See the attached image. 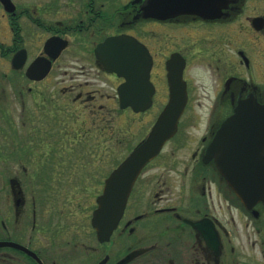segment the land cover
<instances>
[{
  "label": "flooded vegetation",
  "instance_id": "1",
  "mask_svg": "<svg viewBox=\"0 0 264 264\" xmlns=\"http://www.w3.org/2000/svg\"><path fill=\"white\" fill-rule=\"evenodd\" d=\"M154 1L0 0V242L8 243L0 264H264V201L243 205L216 167L219 153L206 155L238 108L264 107V0H206L200 14L146 15ZM120 37L142 45L150 61L144 112L119 109L125 80L97 57ZM105 80L112 94L98 86ZM174 81L185 96L176 132L140 172L116 228L99 241L91 215L122 160L93 195L89 235L75 238L73 218L59 223L62 182L95 161L91 149H119L116 117L154 103L161 111ZM12 117L26 130L21 143L11 140Z\"/></svg>",
  "mask_w": 264,
  "mask_h": 264
},
{
  "label": "water",
  "instance_id": "2",
  "mask_svg": "<svg viewBox=\"0 0 264 264\" xmlns=\"http://www.w3.org/2000/svg\"><path fill=\"white\" fill-rule=\"evenodd\" d=\"M201 1L175 0L170 5L150 2L144 12L154 17L168 15V9L183 13L200 14ZM138 46L132 60L131 47ZM130 48V49H129ZM133 54V55H134ZM97 57L105 69L124 78L117 89L119 109L131 108L140 113L152 104L148 73L150 61L142 45L130 43L125 37L111 38L97 49ZM169 101L156 117L146 137L118 164L104 181L101 194L96 198V208L91 215V226L99 241L109 238L124 211L130 191L142 169L162 150L164 144L175 134L177 124L185 107V96L178 84L171 82ZM262 111V114H261ZM226 138L225 147L220 138ZM229 138V139H227ZM234 152V163L228 159ZM219 153V173L233 189L240 202L249 207L264 201V107L262 110L246 111L238 108L220 127L216 137L206 149L208 158ZM8 243L0 242V247Z\"/></svg>",
  "mask_w": 264,
  "mask_h": 264
},
{
  "label": "rangeland",
  "instance_id": "3",
  "mask_svg": "<svg viewBox=\"0 0 264 264\" xmlns=\"http://www.w3.org/2000/svg\"><path fill=\"white\" fill-rule=\"evenodd\" d=\"M98 86L101 90H105L107 94L113 93V87L106 80L105 83L99 82ZM162 106L163 104L161 103H154L151 110L134 118L133 116L123 114L122 120L120 121L117 119L118 117H116L112 130L120 132L123 145L116 150H110L108 148L106 150L91 149L90 158H88L90 160L95 159V161L90 163L85 169L78 167L80 171H74L73 180L69 183L62 182L63 185H61L58 190L59 194L56 205L58 212H60L58 216H60L61 221H59V223L67 218L69 221L73 218L75 220L73 232L75 238H82L85 234L89 235L88 217L94 205L93 197L101 186L104 177L103 173H108L113 166L120 162L134 145L146 135L152 124V120L156 117ZM107 108L114 110L115 104L107 103ZM75 119H77V121H74L73 126L77 127L79 120L77 117H75ZM118 121H120V123H118ZM11 122L13 124L12 126L15 128L14 133L16 132V134L11 135V140L12 142L21 143L24 141L23 135L26 130H20V119L17 117H12ZM90 126L92 127V121ZM99 159H105V163L99 162ZM1 169L2 166L0 164V170ZM7 169L17 170L19 167H17V165L9 166ZM30 184L33 186L34 183Z\"/></svg>",
  "mask_w": 264,
  "mask_h": 264
}]
</instances>
